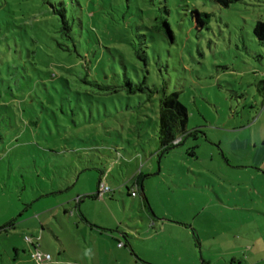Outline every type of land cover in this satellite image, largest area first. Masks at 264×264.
<instances>
[{
    "label": "rangeland",
    "instance_id": "374dc122",
    "mask_svg": "<svg viewBox=\"0 0 264 264\" xmlns=\"http://www.w3.org/2000/svg\"><path fill=\"white\" fill-rule=\"evenodd\" d=\"M65 1L83 28L79 49L57 55L46 0H0V228L16 221L0 231V264L16 261L13 246L26 257L21 264H36L26 236L51 255L48 264L65 261L64 249L78 253L74 240L83 239L88 220L78 210L75 218L63 214L57 204L69 196L81 197L83 216L129 228L134 238L150 218L180 228L177 247L168 233L149 248L137 240V251L159 264H264V171L247 155L252 149L255 156L256 144L264 157V45L253 35L264 0L228 7L213 0ZM84 64L90 84L70 79L62 86L48 75ZM126 79L153 94H130ZM163 91L178 93L187 132L199 133L160 153ZM98 180L107 191L88 197L99 191ZM143 262L137 256L120 264Z\"/></svg>",
    "mask_w": 264,
    "mask_h": 264
},
{
    "label": "trees",
    "instance_id": "16d2710c",
    "mask_svg": "<svg viewBox=\"0 0 264 264\" xmlns=\"http://www.w3.org/2000/svg\"><path fill=\"white\" fill-rule=\"evenodd\" d=\"M71 1V0H70ZM105 1V0H103ZM111 2L112 0H106ZM214 2L220 4L223 7H228L231 3L239 0H213ZM47 2L46 12L44 13L45 16H54L56 22L54 24V33L56 34L55 37H51L50 42L55 47V51L57 55H63L65 53L78 50L80 43L77 40L79 36L76 32H81L83 25L81 22H77L75 17L73 16V9L69 3L65 0H51ZM77 3V2H76ZM75 28L78 29L75 30ZM164 33L167 37L172 39V32L170 31L168 24L165 23L164 25ZM78 35V36H77ZM253 35L256 39L264 45V19L256 21L253 27ZM133 50H140L136 45H131ZM44 50V49H43ZM40 50V56H38V61L41 65H44V54H42ZM72 50V51H71ZM45 53V50H44ZM79 55V53L77 54ZM136 55H138L136 51ZM139 58V59H140ZM35 70L38 72L41 71V67L37 63L36 59L31 63ZM50 65V63L48 64ZM47 65V66H48ZM51 66V65H50ZM60 72L54 73L51 70L48 75L51 76V79H56V83L64 86L67 84L68 80H73L78 83L90 84V81L94 79V76L90 72L88 65H83L82 69L77 67L73 73H70V69L66 67H58ZM113 79L107 78L106 80ZM126 84L123 86L125 88L128 87V92L130 90V94H134L136 92H143L147 91L148 94H153V91L150 90L148 87H145L141 82L135 87H132V84L129 79L125 80ZM119 86H108L105 85L101 89L106 90H116ZM115 92V91H114ZM59 94V93H58ZM65 96L64 90L60 92L58 95V101H61ZM179 95L177 92H172L170 94H166L164 91L162 92V96L159 100V117H158V146L159 152L164 153L171 150L174 147H177L181 141L187 137L192 136L197 138V134L199 133L198 130H193L191 132H187L186 124L188 120L187 110L184 105L179 101ZM27 106V111L29 113H38L37 109L34 108L32 103H27V100H24ZM180 139L179 142L176 141ZM194 155V152L191 153ZM101 181H99V185ZM54 194V193H52ZM49 195V194H47ZM99 196V191L95 194L89 195L88 197L97 198ZM147 206V205H146ZM16 222V221H15ZM14 221H11L0 228V231H7L9 228H14L15 225ZM30 237V236H26ZM33 239V238H32Z\"/></svg>",
    "mask_w": 264,
    "mask_h": 264
},
{
    "label": "crops",
    "instance_id": "0c3cea01",
    "mask_svg": "<svg viewBox=\"0 0 264 264\" xmlns=\"http://www.w3.org/2000/svg\"><path fill=\"white\" fill-rule=\"evenodd\" d=\"M258 146L259 145L254 144L253 147V149L254 150L256 149L257 151L255 156H253L252 149L249 151V154L247 155L249 156L251 164L254 165L259 164L258 166H261L264 171V157L261 160L258 158L259 151H262L259 150L260 148L258 149L256 148ZM244 148L246 147H243L238 151L245 153L247 149ZM259 156L260 158L262 157V155ZM99 181L101 180H98V185H99ZM138 184L139 183H137V185ZM141 190L143 192L142 186H141ZM58 194L61 193H56L55 195ZM80 198L81 197L78 196H76L75 198L69 196V198H66V200L63 199L59 201L57 204L58 207L63 210V214L65 216L75 218V211L78 210L79 217H81L83 220H85L86 218L88 222L85 221L86 226H84L82 230L83 233H86L84 236L82 235L83 239L80 241L74 240V247L75 246L78 247L77 248L78 253L75 251L73 252L74 254L72 253L69 254V251L67 249H64V253L66 254L65 256L67 259L65 261H60L59 259H57L55 261V264H120L121 261H130L133 258H137V256L145 261L143 262V264H159L158 261H156L155 259H152L148 256H143L142 254H140L139 251H137L138 247H142L141 244L139 245L138 243H136L138 242L137 240L140 239L139 241L145 244V247L149 248L151 243H155V245H157L158 243V245H160L161 241H157V238H159L163 233H168L169 236L168 240L170 241L168 240L167 241L169 242L172 248L175 245H176L175 247L180 246V244L183 242L182 241L183 231L179 230L180 228H175L172 222H168L167 220H162L161 221L162 223L158 224L153 219L150 218V220L147 221V225L144 226L142 232L139 233L138 238H134L130 235L132 230L129 228H126L127 230L119 229L112 225L101 224L96 221H93L91 218L85 215V213L84 216L83 214H81V211L79 209V203L81 202ZM66 206H69L70 209H64V207ZM71 209H73L74 211H71ZM56 216L58 217V215ZM75 226L77 229H79L78 222H76ZM172 228L178 230H172ZM133 229L137 230L138 228H133ZM123 230L128 232V235L126 233H123L122 232ZM116 231H119L121 235L125 236L124 238L125 241L123 243H121L122 241H120V236L116 234ZM119 244H122V246H119ZM169 244H167L168 247ZM12 249L15 251V256H16L15 257L16 261L13 262V264H21L22 262H24L26 259L24 253L22 254L21 257L19 254L18 247L13 246ZM47 256L49 257V261H48L49 263L52 260V258L50 254H48ZM179 259L180 257L178 258V260Z\"/></svg>",
    "mask_w": 264,
    "mask_h": 264
},
{
    "label": "built area",
    "instance_id": "2783aa9c",
    "mask_svg": "<svg viewBox=\"0 0 264 264\" xmlns=\"http://www.w3.org/2000/svg\"><path fill=\"white\" fill-rule=\"evenodd\" d=\"M107 191V187L100 184L99 187V196L103 193ZM131 196H135V191L132 188L131 191ZM25 241L29 244H31L34 248V250L31 252V259L36 263V264H47V262L49 261V257L43 253H41L40 251H38L37 249V244L33 241V239L31 237H25ZM119 246H122V244H119Z\"/></svg>",
    "mask_w": 264,
    "mask_h": 264
}]
</instances>
